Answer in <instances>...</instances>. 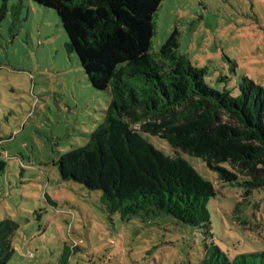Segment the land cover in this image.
<instances>
[{
  "label": "rangeland",
  "instance_id": "374dc122",
  "mask_svg": "<svg viewBox=\"0 0 264 264\" xmlns=\"http://www.w3.org/2000/svg\"><path fill=\"white\" fill-rule=\"evenodd\" d=\"M6 5L0 22V221L16 225L7 264H61L63 258L64 264H204L213 246L230 262L264 252V189L247 195L159 136L142 133L213 184L211 235L167 215L122 220L106 212L101 191L63 180L61 155L88 143L111 93L96 90L77 53L68 52L54 9L32 0ZM16 14L20 22L12 33ZM154 21L153 56L177 29L178 52L206 70L210 87L233 96L245 80L264 88V0H163Z\"/></svg>",
  "mask_w": 264,
  "mask_h": 264
},
{
  "label": "trees",
  "instance_id": "16d2710c",
  "mask_svg": "<svg viewBox=\"0 0 264 264\" xmlns=\"http://www.w3.org/2000/svg\"><path fill=\"white\" fill-rule=\"evenodd\" d=\"M32 1L57 12L68 52L77 53L96 90L111 93L104 121L88 143L61 155L63 180L101 191L106 212L122 220L167 215L211 235L213 184L186 159L157 149L145 133L201 158L220 180L238 183L247 195L264 189V88L245 80L233 96L210 87L206 70L178 52L177 29L153 56L154 17L163 0ZM14 16L12 33L20 22ZM15 229L11 221H0V264L13 254ZM209 254L204 264H264V252L231 262L216 246Z\"/></svg>",
  "mask_w": 264,
  "mask_h": 264
}]
</instances>
